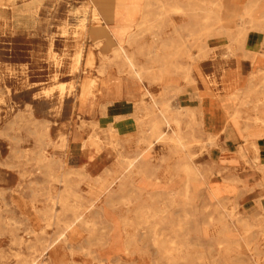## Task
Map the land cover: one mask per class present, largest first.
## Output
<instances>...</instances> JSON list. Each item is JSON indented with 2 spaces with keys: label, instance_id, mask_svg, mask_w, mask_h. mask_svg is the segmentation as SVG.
Listing matches in <instances>:
<instances>
[{
  "label": "rangeland",
  "instance_id": "rangeland-1",
  "mask_svg": "<svg viewBox=\"0 0 264 264\" xmlns=\"http://www.w3.org/2000/svg\"><path fill=\"white\" fill-rule=\"evenodd\" d=\"M98 1L0 0V264H264V72L252 60L264 56V22L249 32L256 47L239 49L223 30L237 35L248 0ZM101 27L152 76L165 45L182 52L163 81L115 99L112 81L135 80ZM87 79L98 86L84 102ZM250 80L254 94L235 97ZM164 102L170 118L182 112L187 150L150 131Z\"/></svg>",
  "mask_w": 264,
  "mask_h": 264
},
{
  "label": "bare ground",
  "instance_id": "bare-ground-1",
  "mask_svg": "<svg viewBox=\"0 0 264 264\" xmlns=\"http://www.w3.org/2000/svg\"><path fill=\"white\" fill-rule=\"evenodd\" d=\"M100 1V0H99ZM98 1V2H99ZM260 1L261 0H249V2H248V4H247V6H246V10H245V15L242 17V21H244L245 23H242L239 27H238V31H237V35L235 36V33L233 32V31H227V30H223V32H224V34L229 38V39H231L232 40V42H233V44H234V46H236L237 48H242L243 47V42H244V40H247V41H252V43H254L255 42V38L254 37H251V35L249 34V32L250 31H259L260 29H262L261 27H262V22H264V13H263V15H262V17H261V21H259V22H255L254 21V19H253V14H254V12L256 11V9L259 7V3H260ZM102 2V1H101ZM118 2V1H117ZM236 2V1H235ZM162 4V3H161ZM213 4V3H212ZM239 4V3H238ZM205 5V4H204ZM166 6V5H165ZM211 6V5H210ZM213 6V5H212ZM216 6H218V10H221V8H222V6H221V1L216 5ZM118 7V6H117ZM119 7H120V5H119ZM124 7V6H123ZM92 8V7H91ZM213 8V7H212ZM216 8V7H215ZM94 9V8H93ZM204 9V8H203ZM92 10V9H91ZM208 10V9H207ZM238 10V9H237ZM212 11V10H211ZM214 11V10H213ZM235 11V10H234ZM89 13V12H88ZM207 13V12H206ZM234 13V12H233ZM232 13V14H233ZM210 14H214V12H208V15H210ZM260 15V14H259ZM88 16V15H87ZM216 16H217V19H218V21L221 23V18H220V15H219V13L217 12V14H216ZM147 18V17H146ZM145 18V19H146ZM101 19V18H100ZM88 20V19H87ZM234 20V19H233ZM230 21V20H229ZM223 22V21H222ZM237 22V21H236ZM87 23V22H86ZM103 23V22H102ZM247 25L249 26H251L250 27V29L249 28H247ZM86 26V25H85ZM264 28V27H263ZM153 29H156V28H153ZM177 31H178V29H176ZM97 32H104V33H106V35H107V37H108V46L109 47H115V49H114V51L117 53V54H120V56H122L123 58H124V60H125V62H126V64H127V66H128V68H129V70H130V72H131V75H132V78L135 80L134 81V83H132L130 80H127V81H125V80H122V79H115L114 81H112L111 82V89H112V91H111V93H110V95H112L115 99H122V98H124V97H131L132 95H133V89H134V87L138 90V86H145V84H144V82H145V80H148V79H150V77H152L153 78V76H152V72H151V70L150 69H145V68H139L138 66H137V64H136V62H135V60L133 59V57L132 56H130L128 53H127V51L125 50V48H123L117 41H116V39H114V37L113 36H111L110 34H109V30L108 29H106V28H104V27H101V28H98L97 30H96ZM220 31V30H219ZM88 32V31H87ZM204 32H207V33H209L210 32V29H209V27L206 25H203V26H201V28H200V33L202 34V33H204ZM81 33V32H80ZM86 34V33H85ZM250 35V36H249ZM164 36V35H163ZM199 36H200V34H199ZM86 37V36H85ZM182 37V36H181ZM194 37V36H193ZM204 37V36H203ZM210 37V36H209ZM163 39V38H162ZM201 39V38H200ZM205 39V38H204ZM214 39V38H213ZM219 39H220V37H219ZM146 40V39H145ZM135 41V36H130L129 38H128V40H127V43H129L130 45L133 43ZM183 41V40H182ZM200 41V40H199ZM159 42V41H158ZM219 42V41H218ZM100 43V42H99ZM102 43V42H101ZM204 44H205V42H204ZM203 44V45H204ZM118 46V47H117ZM185 46V45H184ZM223 46V45H222ZM248 46H250L251 47V44L249 43V45ZM186 47V46H185ZM217 47H219V46H217ZM233 47V46H232ZM82 48H83V46H82ZM182 48L183 47H181V46H177V45H165L162 49H161V51L162 52H164V53H166V55L165 56H162V58L160 59V61H159V63L160 64H162V69H161V71L157 74V75H155L154 76V81H163L164 80V76H165V74L167 73V65L169 64L168 63V61H169V59L170 58H173V57H176V56H178L181 52H182ZM193 48V47H192ZM231 48V47H230ZM209 49V48H208ZM83 50V49H82ZM155 50H157V49H155ZM189 50V49H188ZM229 50V49H228ZM233 50V49H232ZM235 50V49H234ZM132 51V50H131ZM204 52V51H203ZM83 53V52H82ZM201 53V52H200ZM102 54V53H101ZM192 54V53H191ZM199 54V53H198ZM109 55V54H108ZM187 55V54H186ZM205 55V54H204ZM233 55V54H232ZM236 55V54H235ZM193 56V55H192ZM160 57V56H159ZM189 57V56H188ZM256 57H257V53L256 54H254V56H253V58H252V60H253V62H254V60L256 59ZM84 58H86V57H84ZM103 58V57H102ZM194 58V57H193ZM81 59H82V55L80 54L78 57H77V63L79 64L80 62H81ZM140 59V58H139ZM205 59V58H204ZM112 60V59H111ZM184 60H186V59H184ZM105 61H107V60H105ZM193 61V60H192ZM172 62V61H171ZM178 62V61H177ZM171 64V63H170ZM148 65V64H147ZM178 65V64H177ZM27 66V65H26ZM92 66H93V57L90 55V57L88 58V61H87V67H89V68H92ZM105 66V65H104ZM153 66V65H152ZM173 66V65H172ZM27 68V67H26ZM100 68V67H99ZM154 68V67H153ZM184 68V67H183ZM190 68V67H189ZM80 69V68H79ZM157 69V68H156ZM180 69V68H179ZM75 70V69H74ZM158 70V69H157ZM76 71H77V69H76ZM79 71V70H78ZM153 71V70H152ZM155 71V70H154ZM75 72V71H74ZM261 72H264V70H262ZM260 71L259 72H257V73H261ZM6 73V72H5ZM26 73V72H25ZM118 73H119V71H118ZM107 74V73H106ZM170 74V73H169ZM171 74H173V73H171ZM2 76V75H1ZM27 76V75H26ZM260 76V75H259ZM264 77V76H263ZM260 78V77H259ZM152 80V79H151ZM190 80V79H189ZM106 81V80H105ZM115 81H117V84H114V82ZM194 81V80H193ZM131 82V83H130ZM24 83V82H23ZM124 83V84H123ZM164 83V82H163ZM253 81L252 80H250L249 81V83H248V85H247V87H246V89L244 90V91H237L236 93H235V97H238L240 94H241V92H243V93H245V95H246V97L247 98H249V97H251L253 94H254V92H255V87H254V85H253ZM162 84V83H161ZM255 84V83H254ZM123 85V86H122ZM97 82L96 81H94V80H90V79H87V80H85L84 81V83L82 84V88H81V98L83 99V101L85 102V101H87L88 99H90L91 98V96L93 95V92H94V90L97 88ZM156 86V85H155ZM62 87H65V86H62ZM157 88V87H156ZM145 89H146V87H145ZM152 89V88H151ZM64 91V90H63ZM146 91H148V90H146ZM175 91V90H174ZM43 92V91H42ZM62 92V91H61ZM104 92H106V91H104ZM172 92V90H170V93ZM174 93V92H173ZM64 94V93H63ZM46 95V94H45ZM107 95V94H106ZM261 95V94H260ZM63 96V95H62ZM152 96V95H151ZM107 96H105V98H106ZM105 98H103V99H105ZM109 98V97H108ZM107 98V99H108ZM155 98V97H154ZM110 99V98H109ZM166 99H168V98H166ZM243 99V98H242ZM111 100V99H110ZM153 100H155V99H153ZM149 101V100H148ZM160 101V100H159ZM116 102V101H115ZM136 102V101H135ZM156 102V101H155ZM185 102V101H184ZM261 102V101H260ZM150 103H151V101H150ZM135 104V103H134ZM162 105V109H161V117H162V119L159 121V122H156V123H154L153 125H152V127H151V132L154 134V135H157V136H159L158 137V139L160 140V141H162V143H163V141H167L168 140V144H169V141L170 142H173L174 144H175V146H176V148L178 149V150H187V144L185 143V141H184V138L181 136V131H180V127H181V121L179 120V117H180V113H182V112H180V113H178L177 115H175L174 117H172V118H170L169 116H168V114H169V109H170V105H169V103L168 102H164L163 104H161ZM146 106V105H145ZM157 108V107H156ZM183 110V109H182ZM180 111V110H179ZM141 112V111H140ZM177 113V112H176ZM188 113L191 115V117H195L196 116V114L198 113V111H197V109H189L188 110ZM246 113V112H245ZM171 114V113H170ZM173 114V113H172ZM237 115V114H236ZM236 115H232V121H233V125H237V122H236ZM139 116V115H138ZM238 116H240V115H238ZM253 117V116H252ZM107 118V117H106ZM121 118V117H120ZM138 118V117H137ZM245 118V117H244ZM143 119V118H142ZM240 119V118H239ZM245 119H247V118H245ZM254 119V118H253ZM125 120V119H124ZM140 120V119H139ZM184 121V120H183ZM255 123L257 124V125H261V126H263L264 125V120L263 119H261V118H258L257 117V119H256V121H255ZM254 123V124H255ZM189 124V123H188ZM187 124V125H188ZM87 125V124H86ZM164 125H166V126H168L169 127V129L172 131V137H169L167 134H165V133H162L161 131L163 130L162 129V126H164ZM112 126V125H111ZM165 126V127H166ZM174 126V127H173ZM143 127V126H142ZM189 127H191V126H189ZM239 127V126H238ZM192 128V127H191ZM251 128H253V127H251ZM162 129V130H161ZM99 130V129H98ZM247 130V129H246ZM48 131V130H47ZM94 131H96V130H94ZM101 131V130H100ZM122 131V130H121ZM255 131V130H254ZM262 131V130H261ZM246 132V131H245ZM106 133V132H105ZM169 135H170V133H168ZM250 134L251 133H249L248 134V137H247V139H250ZM97 135V134H96ZM104 135H106V134H104ZM156 137V136H155ZM94 138V137H93ZM96 138V137H95ZM151 138V137H150ZM92 139V138H91ZM102 139V138H101ZM141 139H142V137H141ZM103 140V139H102ZM101 140V141H102ZM146 141V140H145ZM99 142H100V140H99ZM147 142V141H146ZM249 142V141H248ZM153 143V142H152ZM142 144V143H141ZM253 144V149L258 153V151H259V149H258V147H257V145L255 144V143H252ZM152 145V144H151ZM143 146V145H142ZM119 148V147H118ZM140 148V147H139ZM177 151V150H176ZM185 152V151H184ZM183 153V152H182ZM246 153H247V150L245 149V148H242V152H241V154H242V156L244 157L245 155H246ZM256 153V154H257ZM44 154V153H43ZM181 154V153H180ZM186 154V153H185ZM188 155V154H187ZM240 155V154H239ZM240 157H241V155H240ZM247 157V156H246ZM191 158V157H190ZM189 158V159H190ZM182 159V158H181ZM131 160V159H130ZM127 161H128V159H127ZM132 161V160H131ZM130 162V161H129ZM192 162V161H191ZM256 162H259V158H256ZM194 163V162H193ZM122 164V163H121ZM46 165V164H45ZM123 165V164H122ZM134 163H132L131 164V167H134ZM140 166V165H139ZM177 167V166H176ZM175 167V168H176ZM12 168V167H11ZM122 169V168H121ZM198 169V168H197ZM192 164H190V163H187V164H185V166H184V171L187 173V175H188V178L189 179H193V178H195V177H198L200 174L198 173V170H197ZM141 170V169H140ZM158 170V169H157ZM263 172H264V169L262 170ZM47 172V171H46ZM72 172V171H71ZM200 172V171H199ZM125 173V172H124ZM136 173V172H135ZM134 173V174H135ZM209 173V172H208ZM138 174V173H137ZM75 175V174H74ZM144 175V174H143ZM186 175V176H187ZM66 177V176H65ZM64 177V178H65ZM201 177V176H200ZM132 178V177H131ZM143 178V177H142ZM148 178V177H147ZM188 179V180H189ZM196 179V178H195ZM138 180V179H137ZM99 181V180H98ZM150 181H152V180H150ZM103 182V181H102ZM106 182V181H105ZM70 183V182H69ZM98 183V182H97ZM111 184H112V182H111ZM146 184V183H145ZM151 184V183H150ZM99 185V184H98ZM105 185H106V183H105ZM143 185V184H142ZM187 185H189V184H187ZM69 186V185H68ZM67 186V187H68ZM79 186V185H78ZM96 186V185H95ZM101 186V185H100ZM186 186V185H185ZM190 186V185H189ZM94 187V186H93ZM105 187V186H104ZM109 187V186H108ZM98 188V187H97ZM110 188V187H109ZM154 188V187H153ZM40 190V189H39ZM90 190H92V189H90ZM139 190V189H138ZM156 190V189H155ZM65 191V190H64ZM74 192V191H73ZM110 192V191H109ZM130 192V191H129ZM131 193H132V191H131ZM110 194H111V192H110ZM128 194V193H127ZM170 194H172V193H170ZM65 195V194H64ZM109 195V194H108ZM131 195V194H130ZM100 196V195H99ZM149 196V195H148ZM44 197V196H43ZM52 197V196H51ZM55 197V196H54ZM82 197V196H81ZM81 197H79L80 199H81ZM108 197V196H107ZM131 197V196H130ZM182 197V196H181ZM62 198V197H61ZM37 199V198H36ZM40 199H42V198H40ZM53 199V198H52ZM106 199V198H105ZM128 199H129V196H128ZM82 200V199H81ZM121 200V199H120ZM130 200V199H129ZM45 201V200H44ZM72 201V200H71ZM124 201V200H123ZM126 201H127V199H126ZM222 201V200H221ZM129 202V201H128ZM220 202V201H219ZM93 203V202H92ZM98 202H96V204H97ZM131 203V202H130ZM77 204V203H76ZM100 204V203H99ZM117 204H120V203H117ZM122 204H123V202H122ZM132 204V203H131ZM135 204V203H134ZM77 205H79V204H77ZM95 205V204H94ZM107 205V204H106ZM110 205V204H109ZM57 206V205H56ZM161 206V205H160ZM219 206H222V204L220 203L219 204ZM51 207V206H50ZM76 206H74V208H75ZM79 207V206H78ZM128 207V206H127ZM81 208V207H80ZM115 208V207H114ZM125 208V207H124ZM160 208V207H159ZM51 209V208H50ZM67 209V208H66ZM104 209V208H103ZM68 210V209H67ZM102 210V209H101ZM45 211V210H44ZM63 211V210H62ZM105 211H106V209H105ZM140 211H141V209H140ZM148 211V210H147ZM64 212V211H63ZM66 212V211H65ZM72 212V211H71ZM154 212V211H153ZM49 213V212H48ZM98 213V212H97ZM142 213H143V211H142ZM144 213H145V210H144ZM46 214V213H45ZM63 214V213H62ZM72 214H74V213H72ZM158 214H159V212H158ZM157 214V215H158ZM64 215V214H63ZM109 215V214H108ZM66 216V215H65ZM110 216V215H109ZM45 217V216H44ZM59 217V216H58ZM57 217V218H58ZM79 217V216H78ZM77 217V218H78ZM100 217V216H99ZM154 217V216H153ZM61 218V217H60ZM74 218V217H73ZM144 218H145V216H144ZM156 219V218H155ZM154 219V220H155ZM48 220V219H47ZM52 220V219H51ZM59 220V219H58ZM72 220H74V219H72ZM78 220V219H77ZM82 220V219H81ZM92 220V219H91ZM98 220V219H97ZM124 221H125V219H123ZM145 220V219H144ZM149 220V219H148ZM43 221H45L44 219H43ZM49 221V220H48ZM60 221H61V219H60ZM94 221V220H93ZM96 221V220H95ZM94 221V222H95ZM123 221V222H124ZM55 222V221H54ZM58 222V221H57ZM74 222V221H73ZM80 222V221H79ZM89 222V221H88ZM138 222V221H137ZM152 222V221H151ZM155 222V221H154ZM153 222V223H154ZM50 223V222H49ZM84 223V222H83ZM75 224V223H74ZM81 224V223H80ZM89 224V223H88ZM145 224V223H144ZM155 224V223H154ZM183 224V223H182ZM244 224V223H243ZM242 224V225H243ZM47 225H50V224H47ZM59 225V224H58ZM64 225V224H63ZM128 225V224H127ZM138 225H140V224H138ZM62 226V225H61ZM115 226H117V225H115ZM125 226V225H124ZM141 226V225H140ZM139 226V227H140ZM150 226H152V225H150ZM150 226H149V228H150ZM155 226V225H154ZM70 227H72L71 226V224H70ZM83 227V226H82ZM110 227V226H109ZM144 227V226H143ZM249 227V226H248ZM78 228V227H77ZM97 228V227H96ZM129 228V227H128ZM154 228V227H153ZM173 228H175V227H173ZM70 229V228H69ZM84 229V228H83ZM89 229H91V228H89ZM101 229V228H100ZM99 229V230H100ZM103 229V228H102ZM126 229V228H125ZM148 229V228H147ZM155 229H156V226H155ZM160 229V228H159ZM63 230V229H62ZM81 230H82V228H81ZM114 230V229H113ZM141 230H142V227H141ZM151 230V229H150ZM154 230V229H153ZM69 231V230H68ZM87 231V230H86ZM129 231V230H128ZM64 232V231H63ZM81 232V231H80ZM89 232V231H88ZM92 232V231H91ZM94 232H95V230H94ZM125 232V231H124ZM172 232V231H171ZM102 233V232H101ZM105 233V232H104ZM106 233H108V232H106ZM105 233V234H106ZM155 234H156V231L154 232ZM66 234V233H65ZM87 234V233H86ZM89 234V236L91 235V233H88ZM95 234V233H94ZM43 235V234H42ZM59 235H62V234H59ZM64 235V234H63ZM126 235H127V233H126ZM88 236V235H87ZM150 236V235H149ZM156 236V235H155ZM159 236V234L157 235V237ZM63 237V236H62ZM80 237V236H79ZM101 237V236H100ZM128 237V236H127ZM156 237V238H157ZM167 237V236H166ZM66 238V237H65ZM91 238V237H90ZM93 238H95L94 237V235H93ZM102 238V237H101ZM100 238V240H102ZM126 238V237H125ZM129 238H130V234H129ZM154 238V237H153ZM49 239V238H48ZM128 239V238H127ZM131 239V238H130ZM135 239V238H134ZM158 239V238H157ZM17 240V239H16ZM15 240V241H16ZM23 240V239H22ZM47 240V239H46ZM67 240V239H66ZM69 240V239H68ZM88 240V239H87ZM100 240H98V241H100ZM105 240V239H104ZM111 240V239H110ZM171 240V239H170ZM21 241V240H20ZM60 241V240H59ZM64 241V240H63ZM96 241V240H95ZM154 241H155V239H154ZM169 241V240H168ZM46 242V241H45ZM49 242V241H48ZM47 242V243H48ZM56 242V241H55ZM89 242V241H88ZM102 242V241H101ZM100 242V243H101ZM128 242V241H127ZM131 242V241H130ZM137 242V241H136ZM21 243H25V242H22L21 241ZM58 243V242H57ZM156 244H157V242H155ZM20 244V243H19ZM104 244V243H103ZM102 244V245H103ZM108 244V243H107ZM131 244V243H130ZM130 244H128L127 246H129ZM154 244V243H153ZM160 244H161V242H160ZM21 245V244H20ZM19 245V246H20ZM23 245V244H22ZM21 245V246H22ZM56 245V244H55ZM54 245V246H55ZM90 245V244H89ZM91 245H93V244H91ZM100 244L98 243V246H99ZM76 246V245H75ZM114 246V245H113ZM161 246V245H160ZM159 246V247H160ZM70 247V246H69ZM124 247H126V246H124ZM156 247H157V245H156ZM54 248V247H53ZM67 248V247H66ZM80 248V247H79ZM46 249V248H45ZM45 249H43V250H45ZM73 249H74V247H73ZM165 249V248H164ZM173 249V248H172ZM68 250V249H67ZM75 250V249H74ZM161 250V249H160ZM159 250V251H160ZM73 251V250H72ZM78 251V250H77ZM77 251H75V252H77ZM34 252V251H33ZM53 252V251H52ZM54 253V252H53ZM72 253V252H71ZM78 253V252H77ZM162 253V252H161ZM67 254V253H66ZM69 254H70V249H69ZM73 254H75V253H73ZM79 254V253H78ZM55 255V254H54ZM51 256V255H50ZM62 256V255H61ZM83 255H81V257H82ZM41 257V256H40ZM45 257V256H44ZM71 257V256H70ZM28 258H29V256H28ZM42 258V257H41ZM31 260H33L32 258H31ZM43 261V260H42ZM54 261V260H53ZM29 262V261H28ZM55 262V261H54ZM84 262V261H83ZM30 263V262H29ZM61 263V262H60ZM59 263V264H60ZM21 264V263H20ZM42 264H43V262H42ZM56 264V263H55Z\"/></svg>",
  "mask_w": 264,
  "mask_h": 264
},
{
  "label": "crops",
  "instance_id": "crops-1",
  "mask_svg": "<svg viewBox=\"0 0 264 264\" xmlns=\"http://www.w3.org/2000/svg\"><path fill=\"white\" fill-rule=\"evenodd\" d=\"M248 2H249V0L244 4V5H240L239 6V9H238V12L240 13V15L239 16H237L239 19H238V22H239V25H238V27L241 25V23H242V17L245 15V10H246V6H247V4H248ZM263 2H264V0H261L260 1V3H259V7L256 9V11L254 12V14H253V19H254V21L255 22H259L260 20H261V17H262V15H263V13H264V9L262 8L261 9V7L263 6L264 7V4H263ZM223 4V3H222ZM223 8V7H222ZM258 11H260L261 12V15H260V17H256L255 15H256V13L258 12ZM222 12H223V9H222ZM237 27V28H238ZM227 31H233V29L232 30H227ZM248 43H250L251 44V47L252 48H254V47H256V45H257V42L255 41L254 43H252V41L250 42H248ZM253 64H254V66L257 68V70L255 71V73H257V72H261L262 70H264V56H259V54L257 53V57H256V59L254 60V62H253ZM131 81V80H130ZM132 83H134L133 81H131ZM130 82V83H131ZM114 84H117V81H115L114 82ZM124 84V83H123ZM123 86V85H122ZM143 88H145V86L143 85H141V86H138V89H143ZM128 104V103H127ZM123 108H125V107H123ZM128 108V107H127ZM207 115V114H206ZM207 117H208V115H207ZM208 126H209V117H208ZM208 131H209V128H208ZM223 134V132L221 133V135ZM252 134H254V133H251L250 134V139L252 138ZM260 153H261V155H260V158H261V160H264V150L262 151V149H261V151H260Z\"/></svg>",
  "mask_w": 264,
  "mask_h": 264
}]
</instances>
